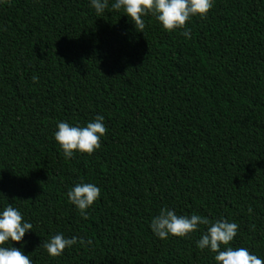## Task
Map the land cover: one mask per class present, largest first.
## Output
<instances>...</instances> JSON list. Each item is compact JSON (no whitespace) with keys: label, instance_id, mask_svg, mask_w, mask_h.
<instances>
[{"label":"trees","instance_id":"obj_1","mask_svg":"<svg viewBox=\"0 0 264 264\" xmlns=\"http://www.w3.org/2000/svg\"><path fill=\"white\" fill-rule=\"evenodd\" d=\"M113 2L0 0V212L32 224L13 247L33 264H215L207 226L154 235L167 208L237 223L230 246L264 260V0H214L190 38L151 15L140 33ZM98 115L101 147L65 159L57 124ZM82 182L100 189L88 219L67 198ZM57 233L91 244L53 258Z\"/></svg>","mask_w":264,"mask_h":264},{"label":"clouds","instance_id":"obj_2","mask_svg":"<svg viewBox=\"0 0 264 264\" xmlns=\"http://www.w3.org/2000/svg\"><path fill=\"white\" fill-rule=\"evenodd\" d=\"M214 0H114L113 11H123L132 21L135 30L143 33L144 17L151 15L167 32L183 30L182 34L190 38L188 22L195 16L204 18L213 7ZM91 7L97 15H101L109 7V0H90ZM33 83L38 77H32ZM108 129L103 116H96L94 121L86 126H73L68 122H59L54 133V139L65 159H71L76 153L92 155L101 147V137ZM2 194V193H0ZM100 197V189L93 183H78L67 192L68 202L74 205L81 218L88 219L87 209ZM252 209L249 208L251 214ZM204 225L206 231L197 241V248L208 249L215 253V264H264V260L253 254L246 247H231V242L237 235L239 225L227 220L211 221L207 217L192 214L177 215L174 211L162 208L158 216L151 221V231L159 239L169 237L185 238L199 230ZM32 224L25 222L21 212L11 205L0 212V264H33L29 255L13 244H20L25 234L30 232ZM91 244V240L83 238H65L57 233L42 246L50 257H59L62 253L76 245ZM39 246V247H40Z\"/></svg>","mask_w":264,"mask_h":264}]
</instances>
